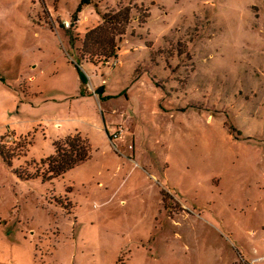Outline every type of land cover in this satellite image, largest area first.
<instances>
[{
  "label": "rangeland",
  "instance_id": "1",
  "mask_svg": "<svg viewBox=\"0 0 264 264\" xmlns=\"http://www.w3.org/2000/svg\"><path fill=\"white\" fill-rule=\"evenodd\" d=\"M0 264H264V0H0Z\"/></svg>",
  "mask_w": 264,
  "mask_h": 264
},
{
  "label": "trees",
  "instance_id": "2",
  "mask_svg": "<svg viewBox=\"0 0 264 264\" xmlns=\"http://www.w3.org/2000/svg\"><path fill=\"white\" fill-rule=\"evenodd\" d=\"M133 10L135 8L129 2L126 6L119 4L115 8H107L102 22L85 35L80 50L81 60L96 65L116 57L121 40L134 17ZM90 153L91 149L86 139L78 135L69 136L54 144L53 155L42 162L41 175L47 180L61 177L78 164L87 161Z\"/></svg>",
  "mask_w": 264,
  "mask_h": 264
},
{
  "label": "built area",
  "instance_id": "3",
  "mask_svg": "<svg viewBox=\"0 0 264 264\" xmlns=\"http://www.w3.org/2000/svg\"><path fill=\"white\" fill-rule=\"evenodd\" d=\"M66 27H69V24L66 23L65 25ZM121 132H122V128L119 127L116 129V131L113 133V135L111 136V139H116L117 137H119L121 135Z\"/></svg>",
  "mask_w": 264,
  "mask_h": 264
}]
</instances>
